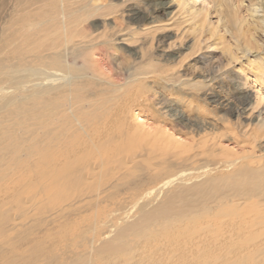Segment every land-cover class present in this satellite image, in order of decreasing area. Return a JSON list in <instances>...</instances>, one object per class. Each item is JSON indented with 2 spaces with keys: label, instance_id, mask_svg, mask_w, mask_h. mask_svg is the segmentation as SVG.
Masks as SVG:
<instances>
[{
  "label": "bare ground",
  "instance_id": "obj_1",
  "mask_svg": "<svg viewBox=\"0 0 264 264\" xmlns=\"http://www.w3.org/2000/svg\"><path fill=\"white\" fill-rule=\"evenodd\" d=\"M42 3L48 6V0H17L10 24L39 14L15 19L17 7ZM161 4L150 14L170 7ZM80 6L66 4L53 13H65L71 26L56 37L39 21L32 33L13 28L2 39L11 47L9 75L22 67L30 77L32 70L39 72L40 87L0 107V264H165L174 258L171 264H264V136L250 128L235 132L226 121L222 132L207 133L204 128L219 119L206 123L189 102L193 119L177 117L188 132L137 133L143 120L133 109L149 108L154 93L143 80L137 87L140 74L130 75L132 84L109 80L113 89L104 93L80 82L84 70L74 68L73 53L93 49L75 43L80 33L74 36L72 25L88 17L86 0ZM79 12L84 15L74 16ZM132 14L137 22L149 17L138 9ZM39 33L48 38L26 51L24 45ZM98 51L96 63L105 54ZM5 64L0 61V71ZM51 70L64 76L45 85ZM113 90L119 95L110 104L103 97ZM158 94L178 115L179 99ZM247 105L234 115L245 114ZM38 150L37 162L29 163ZM180 229L188 236L182 245H153Z\"/></svg>",
  "mask_w": 264,
  "mask_h": 264
},
{
  "label": "rangeland",
  "instance_id": "obj_2",
  "mask_svg": "<svg viewBox=\"0 0 264 264\" xmlns=\"http://www.w3.org/2000/svg\"><path fill=\"white\" fill-rule=\"evenodd\" d=\"M66 1L67 3L65 0H48V6L42 3L17 7L13 16L15 19L21 17L22 13L39 14L31 17V21H26L27 23L11 25L10 15L13 14L17 0H0V61L6 59L4 69L0 71V107L12 97L21 100V95L27 96L40 87L39 72L32 70L30 77L22 67L16 70L20 71L17 76L9 75L8 53L11 47L7 48L2 39L7 38L13 28L25 27L28 28L27 33H32L38 28L39 21L45 22L53 37L66 29L70 30L71 26L64 19L65 13L62 17L53 13L62 12L66 4L82 8L80 5H83L84 0L80 4H77L79 0ZM162 2L170 7L158 6L157 11L150 14L154 4ZM87 4L88 17L83 16L80 22L72 25V29L74 36L80 33L79 39L75 38V43L80 45L77 49L84 48L83 46L93 49H88L87 55L84 51L73 53L77 58L74 68L84 70L81 83L102 93L113 89L108 84L109 80L123 84L126 80L130 82V75L140 74L138 80L135 78L138 81L137 87L143 80L147 87H151L149 94L154 93V98L150 101L149 108L136 106L133 109L139 120H143L138 122L141 127L137 133L164 129L178 137L174 134L175 131H188L182 128L183 123L177 117L193 119L198 107L201 109L198 114L202 115L206 123L214 119L220 121L219 126H213L215 129L204 128L207 133L222 132L223 126L227 125L235 132L250 128V131L264 136V0H86ZM137 9L148 15L149 19L137 22L132 14ZM43 13L52 15L54 21H46L47 17L40 15ZM74 14L78 17L84 15L83 12ZM47 38L39 33L24 48L26 51L32 50L40 40L45 42ZM86 41L87 44L82 45ZM100 48L105 54H101L103 57L96 63ZM18 57L21 58L20 55ZM67 65L72 67L73 63ZM47 74L43 81V84L47 83L45 85L64 76L62 73L56 75L52 70ZM134 89L132 85V94ZM84 91L80 93L84 95ZM158 93L166 101L179 99L176 102L178 115L161 104ZM118 95L113 90L111 93L105 92L103 98L110 100L111 104ZM143 95L144 93L140 94L138 98ZM216 98L221 99L220 105L215 102ZM186 102L192 105L195 112L191 113L190 105H186ZM242 103H248L249 106L247 105L245 114L237 118L233 110L242 112ZM3 112L4 108H1L0 115ZM248 124L249 127H245ZM189 130L192 133L196 131L193 128ZM77 136L76 140H83V135ZM39 156L40 150L35 152L29 163L37 162ZM211 234L212 232L208 233L206 237ZM187 237L183 229H180L167 239H156V244L153 245L160 247L166 241L182 245ZM145 248L149 249V246L146 245ZM181 250L177 249L175 252ZM176 260L168 259L165 264Z\"/></svg>",
  "mask_w": 264,
  "mask_h": 264
}]
</instances>
